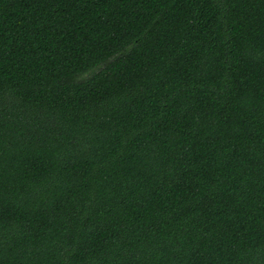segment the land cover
Here are the masks:
<instances>
[{
	"label": "trees",
	"instance_id": "obj_1",
	"mask_svg": "<svg viewBox=\"0 0 264 264\" xmlns=\"http://www.w3.org/2000/svg\"><path fill=\"white\" fill-rule=\"evenodd\" d=\"M0 264H264V0H0Z\"/></svg>",
	"mask_w": 264,
	"mask_h": 264
}]
</instances>
